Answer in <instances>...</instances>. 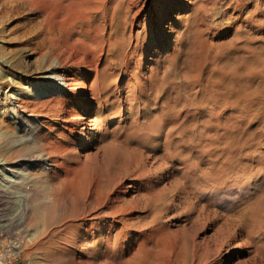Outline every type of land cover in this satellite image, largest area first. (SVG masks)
<instances>
[{
	"label": "rangeland",
	"instance_id": "rangeland-1",
	"mask_svg": "<svg viewBox=\"0 0 264 264\" xmlns=\"http://www.w3.org/2000/svg\"><path fill=\"white\" fill-rule=\"evenodd\" d=\"M29 1L0 0V48L24 30ZM62 1L65 12L74 6L72 12L83 15L77 27L88 28L86 36L103 35L108 43L99 71L80 76L107 108L79 149L84 167L78 178L80 196L96 182L101 204L121 185L120 205L132 209L126 207L124 220L133 228L124 234L131 241L122 264H264V112L240 123V108L225 106V88L217 83L231 76L225 60L234 39L264 29V0ZM21 55L35 71L38 55ZM92 108L84 110L83 128ZM42 188L32 208L56 232L63 220L53 219L52 208L42 211ZM17 210L0 204V264L68 259L69 248L59 252L65 248L60 236L29 246L28 254L14 251L36 231L26 223L28 233L20 232L25 225L13 217ZM210 248L217 257L207 256Z\"/></svg>",
	"mask_w": 264,
	"mask_h": 264
},
{
	"label": "bare ground",
	"instance_id": "bare-ground-1",
	"mask_svg": "<svg viewBox=\"0 0 264 264\" xmlns=\"http://www.w3.org/2000/svg\"><path fill=\"white\" fill-rule=\"evenodd\" d=\"M29 2L31 17H26L24 30L0 48V204L8 201L20 209L13 215L20 220L19 224L25 225L20 232L28 233L29 224L36 227L35 233L24 236L23 247L14 245L12 249L28 254L33 251L29 246L60 236L59 242L65 247L63 252L58 249L60 254L69 248L68 259L60 264H122L128 251L125 245L131 241L123 240L124 234H130L133 228L130 230V221L124 220L130 214L131 205L129 208L120 205L121 185H114L101 204L96 196V182L80 196L82 188L78 178L84 167L79 149L88 143L86 137L95 134L100 112L107 108L102 100L95 99L91 85L82 83L80 76L96 72L103 64L108 51L107 39L99 34L87 37L88 28L77 27L83 15L72 12L74 6L65 12L62 0ZM146 5L151 7L149 2ZM258 16L262 17L260 13ZM50 26L53 32H49L50 37H44ZM98 26L102 27V23ZM254 35L247 38L239 35L234 39L233 55L228 53L225 60L226 68L232 70L231 76L226 72V76L220 75L217 79L225 88L222 96L228 102L224 105L229 107L234 103V107L240 108V115H236L242 124L264 112V29L255 28ZM23 51L38 55L35 71L22 57ZM8 55L13 56L11 61H7ZM9 73L12 75L8 76ZM93 105L92 118L83 128L87 117L84 110L89 114ZM12 158L20 160L12 162ZM41 186L46 192L42 197V211L52 208L53 219L63 220L56 232H51L47 221L41 223L40 214L32 208L41 200L38 189ZM18 188H24L26 193L15 191ZM69 214H73L70 219ZM75 223L80 224L75 226ZM216 249L210 248L207 256L215 258Z\"/></svg>",
	"mask_w": 264,
	"mask_h": 264
}]
</instances>
